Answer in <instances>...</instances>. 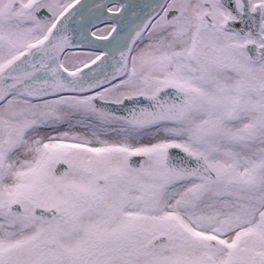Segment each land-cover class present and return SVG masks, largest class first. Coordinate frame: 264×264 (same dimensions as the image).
Wrapping results in <instances>:
<instances>
[{"label":"snow or ice","instance_id":"6c2138e0","mask_svg":"<svg viewBox=\"0 0 264 264\" xmlns=\"http://www.w3.org/2000/svg\"><path fill=\"white\" fill-rule=\"evenodd\" d=\"M0 264H264V0H0Z\"/></svg>","mask_w":264,"mask_h":264}]
</instances>
